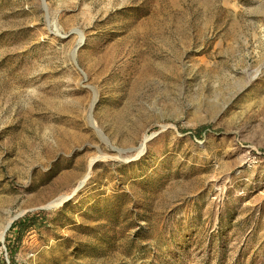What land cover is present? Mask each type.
Returning a JSON list of instances; mask_svg holds the SVG:
<instances>
[{
	"label": "rangeland",
	"instance_id": "1",
	"mask_svg": "<svg viewBox=\"0 0 264 264\" xmlns=\"http://www.w3.org/2000/svg\"><path fill=\"white\" fill-rule=\"evenodd\" d=\"M40 210L13 264H264V0H0V220Z\"/></svg>",
	"mask_w": 264,
	"mask_h": 264
},
{
	"label": "trees",
	"instance_id": "2",
	"mask_svg": "<svg viewBox=\"0 0 264 264\" xmlns=\"http://www.w3.org/2000/svg\"><path fill=\"white\" fill-rule=\"evenodd\" d=\"M201 131H202L201 128H196L193 131V133L194 135L201 138L202 136ZM47 222H48V218L46 216V213L42 210L32 213H27L13 221L10 228L8 229V233L10 234L12 233V237H10L12 239L11 240L9 239L6 245L7 250H9L10 252L9 257L12 264H13V256H12L13 252L17 248V245L21 240L23 234L31 229L45 226ZM9 242H11L13 246H11Z\"/></svg>",
	"mask_w": 264,
	"mask_h": 264
},
{
	"label": "bare ground",
	"instance_id": "3",
	"mask_svg": "<svg viewBox=\"0 0 264 264\" xmlns=\"http://www.w3.org/2000/svg\"><path fill=\"white\" fill-rule=\"evenodd\" d=\"M78 35H79V39H82L84 34H82L80 32V33H78ZM141 150H142V148H140V151ZM90 164H91V162H90ZM90 164H89V166H90ZM88 176H89V167H88V171L85 172L83 174V176L80 178L77 186H79L80 184H82L88 178ZM63 199H64V196L59 197V198H57L55 200H52V201L48 202L47 205H53V206L60 205L62 203ZM11 221H12V218L11 219H8L6 221L0 220V242L3 240L4 235H5L8 227H9V225L11 224Z\"/></svg>",
	"mask_w": 264,
	"mask_h": 264
},
{
	"label": "water",
	"instance_id": "4",
	"mask_svg": "<svg viewBox=\"0 0 264 264\" xmlns=\"http://www.w3.org/2000/svg\"><path fill=\"white\" fill-rule=\"evenodd\" d=\"M16 218H18V216L14 217V218L12 219L11 223H12L13 220L16 219ZM10 226H11V224L9 225V227H10ZM9 227H8V228H9Z\"/></svg>",
	"mask_w": 264,
	"mask_h": 264
}]
</instances>
